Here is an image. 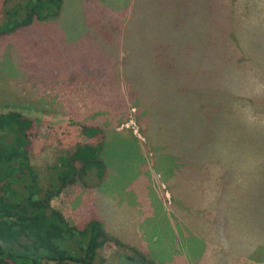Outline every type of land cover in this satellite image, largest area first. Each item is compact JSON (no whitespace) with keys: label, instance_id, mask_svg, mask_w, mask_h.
<instances>
[{"label":"rangeland","instance_id":"obj_1","mask_svg":"<svg viewBox=\"0 0 264 264\" xmlns=\"http://www.w3.org/2000/svg\"><path fill=\"white\" fill-rule=\"evenodd\" d=\"M25 2L0 0V23ZM61 5L0 35V113L38 121L31 157L42 178L78 142L100 144L106 162L104 179L91 171L51 204L79 228L92 218L103 223L116 242L98 249L102 264H205L216 254L226 264L242 255L245 264H264V0ZM130 18H152L168 33L178 20L202 24L203 31L185 27L184 36L205 44L204 71L177 84L146 63L135 52L144 44L132 32L137 19L121 25ZM183 102L200 114L184 118ZM167 108L175 117L162 126ZM203 113L209 129L221 126L213 129L216 155L203 159L212 167L207 180L194 173L203 139L179 136Z\"/></svg>","mask_w":264,"mask_h":264},{"label":"trees","instance_id":"obj_2","mask_svg":"<svg viewBox=\"0 0 264 264\" xmlns=\"http://www.w3.org/2000/svg\"><path fill=\"white\" fill-rule=\"evenodd\" d=\"M61 1L26 0L24 4L7 10L9 18H4L0 23V35L28 26L35 19H44L39 18L45 14L44 9L52 14L58 13ZM133 20H136V24L131 25L134 29L132 32H137L138 43L144 44L137 51L132 49L131 44L128 48L135 51L137 56H144L146 63L160 66L165 75L168 72V77L172 76L173 80H177V84L181 82L183 74L190 77L197 71H204L202 54L205 44H197V47L192 38L187 41L184 36L188 34L187 28L203 31L202 24L192 23L191 18L187 22L178 20L175 22V31L170 33L165 27H160L159 23L153 26L152 18H130L121 25L125 23L126 26ZM144 50L146 51L143 52ZM198 66L200 70H196ZM211 75V79L215 78ZM198 77L202 79L203 74ZM209 82L210 80L207 81ZM193 102L194 106L198 104V100ZM180 106L184 118L191 111H194L193 114H200L201 111L197 107L187 108L188 102H183ZM174 113L170 108L162 110L160 124L165 126L163 119L173 117ZM203 116L191 128L193 132L184 131L179 136L183 139H203L204 146L198 151L199 169L194 173L207 180L206 178H211L212 167L203 159L216 155L214 153L220 144L216 136L218 133L213 129L220 131L221 126L209 129L206 125L211 126V123L207 124L210 116L205 113ZM37 123L35 118L18 111L0 113V264H102L98 260V249L111 240L116 242L103 223L92 218L83 228H79L51 204L52 199L67 185L84 178L91 171L99 179H104L107 166L100 155L101 146L92 142L76 143L71 152L59 156L46 167L45 178H42L31 157V135ZM90 128L95 134L103 130L99 126Z\"/></svg>","mask_w":264,"mask_h":264},{"label":"crops","instance_id":"obj_3","mask_svg":"<svg viewBox=\"0 0 264 264\" xmlns=\"http://www.w3.org/2000/svg\"><path fill=\"white\" fill-rule=\"evenodd\" d=\"M229 251V250H227ZM219 255H214L213 258H209V259H205L202 260V262H204L205 264H226L225 261H223V259L217 258ZM205 256H202L201 258H203ZM239 257V256H238ZM241 259L239 260H234L235 264H245L244 261L246 260V257H240Z\"/></svg>","mask_w":264,"mask_h":264}]
</instances>
